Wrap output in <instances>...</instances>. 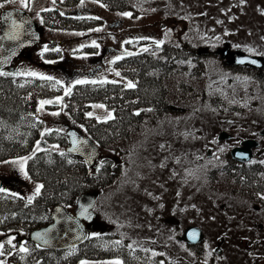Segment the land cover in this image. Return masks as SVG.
<instances>
[{"label": "rangeland", "instance_id": "374dc122", "mask_svg": "<svg viewBox=\"0 0 264 264\" xmlns=\"http://www.w3.org/2000/svg\"><path fill=\"white\" fill-rule=\"evenodd\" d=\"M143 3L145 7L132 14L109 12L98 2L84 1L69 13L91 15L102 24L85 32H66L39 25V12L57 8L54 0H11L0 7V15L11 8L27 12L39 25L41 41L25 50L9 69L51 77L67 90L78 80L123 81L128 85L112 67L128 42L148 50L166 39H184L199 45L209 44L211 52L229 43L239 53L264 56V0H143ZM86 46L95 47L96 51L84 52ZM44 52L50 58H43ZM217 59L220 65L221 58ZM222 76L223 72L217 70L210 71L208 78L209 85H217L221 93ZM223 95L233 99L232 104L239 103L240 108L233 109L227 104L221 111L209 112L203 108L175 122L169 121L174 130L164 136L158 132L147 137L141 150H135L121 171V181L97 194L94 211L104 231H115L120 238L147 249L152 255L164 253L176 264H250L252 261L264 264V211L240 199L217 197L203 184V167L193 171L192 176L183 170L194 159H201L206 150L214 157L221 156L249 139L256 143L251 148L252 159L264 161V101L256 102L255 98L253 102L252 95L235 94L237 99L226 92ZM41 102L37 116L43 130L36 149L47 145L43 134L51 130L66 133L74 129L83 134L65 117L61 98L48 100L43 106ZM97 105L102 104L91 105L92 117L99 121L109 119L111 112L104 105ZM52 149L64 151L65 147L53 145ZM106 159L117 160V156L99 149L95 166ZM25 163V158L0 162V176H15L11 185L0 187V192H12L25 200L37 194L39 184L28 179ZM189 227L199 228L203 235L198 248L201 256L196 260L189 253L197 248L187 250L183 244V233ZM24 240L22 234L0 233V256L5 254V247L22 249ZM79 264L122 263L103 260Z\"/></svg>", "mask_w": 264, "mask_h": 264}, {"label": "trees", "instance_id": "16d2710c", "mask_svg": "<svg viewBox=\"0 0 264 264\" xmlns=\"http://www.w3.org/2000/svg\"><path fill=\"white\" fill-rule=\"evenodd\" d=\"M10 1L0 0V4ZM54 1L57 8L39 12V25L66 32H85L102 24L97 17L69 13L76 11L84 1L98 2L109 12L116 13L137 14L145 7L143 0ZM210 46L184 39H166L156 48L143 50L134 43H125L112 67L121 79L134 87H128L123 81H90L73 84L66 90L53 79L20 71H1L4 75H0V162L25 158L26 175L31 182L39 184L40 190L30 200L12 192H0V233L25 237L23 250L5 247L0 264H79L103 260H119L122 264H176L164 253L152 255L145 248L131 245L115 231H97L81 244L59 250L42 248L29 241L28 235L50 223L54 206L73 209L80 195L102 194L117 185L124 165L127 167L135 150H141L147 137L158 132L164 136L175 129L169 121L175 122L203 108L209 112L221 111L225 104L240 108L239 103L232 104L233 99L224 97L225 92L233 97L235 94L252 95L253 102L255 98L256 102L264 101V56L259 55L263 59L260 68L234 67L227 64L228 58L221 56L220 49L240 50L223 43L220 49L211 52ZM83 51L94 52L96 48L86 46ZM47 53H43V58H50ZM217 70L223 72L222 93L220 87L208 82L209 72ZM57 98H61L65 117L99 149L114 153L117 160L106 159L98 166L95 161L88 167L76 155L53 150V145L66 147L68 144L66 133L57 130L44 133L47 145L36 149L43 130L37 116L39 103ZM94 103L104 105L111 112V118L99 121L92 117L90 110ZM232 149L217 157L206 150L204 160L203 157L194 159V163L185 166L184 173L192 176L193 171L203 167V184L217 197L240 199L264 211V161L253 158L238 162L231 158ZM183 244L187 250L197 248L189 255L195 260L200 258L201 243L191 246L184 241Z\"/></svg>", "mask_w": 264, "mask_h": 264}, {"label": "water", "instance_id": "95a60500", "mask_svg": "<svg viewBox=\"0 0 264 264\" xmlns=\"http://www.w3.org/2000/svg\"><path fill=\"white\" fill-rule=\"evenodd\" d=\"M40 41L39 25L27 12L18 8L4 10L0 15V72L9 69L25 50L38 45ZM221 56L228 58L227 64L234 67L248 66L257 69L263 65L261 57L229 52L226 49L221 50ZM66 137L68 144L65 152L82 158L91 167L99 157L97 144L74 129H69ZM255 144L254 140H246L243 146L231 150V158L243 163L250 161L251 148ZM96 199V193H84L77 198L72 211L61 205L54 206L50 211V223L31 231L28 239L42 248L54 250L81 244L89 233L99 227L93 210ZM183 239L188 245H198L203 240L202 231L189 227L184 231Z\"/></svg>", "mask_w": 264, "mask_h": 264}, {"label": "snow or ice", "instance_id": "6c2138e0", "mask_svg": "<svg viewBox=\"0 0 264 264\" xmlns=\"http://www.w3.org/2000/svg\"><path fill=\"white\" fill-rule=\"evenodd\" d=\"M3 5L2 4H0V7H2ZM25 6H27L26 4H25ZM45 51H47V48H45ZM0 75H4V73L3 72H0ZM28 75H32V76H36V75H38L37 73H28ZM117 75H118V73H117ZM42 79H51V77H41ZM92 83H95V81H91ZM57 83H59V81H57ZM76 83H88V81H80V80H78V81H76ZM128 87H134V85H132L131 83H129L128 84ZM70 91V90H69ZM44 103H48L47 101H42L41 102V105L43 106V104ZM96 107H103L102 105H97ZM109 118H111V117H109ZM39 190H40V188H39V186L37 187V189H36V191H37V193H39ZM85 211V213L87 212V209H85L84 210ZM23 250V249H22Z\"/></svg>", "mask_w": 264, "mask_h": 264}, {"label": "flooded vegetation", "instance_id": "af4514ba", "mask_svg": "<svg viewBox=\"0 0 264 264\" xmlns=\"http://www.w3.org/2000/svg\"><path fill=\"white\" fill-rule=\"evenodd\" d=\"M13 180H15V176L9 174L8 176H0V187H7V185H11L13 183ZM17 180V179H16ZM25 238V237H24ZM17 246H21L19 242H17ZM23 246V243H22ZM16 249V248H15ZM23 249V248H22ZM22 249H16V250H22Z\"/></svg>", "mask_w": 264, "mask_h": 264}]
</instances>
